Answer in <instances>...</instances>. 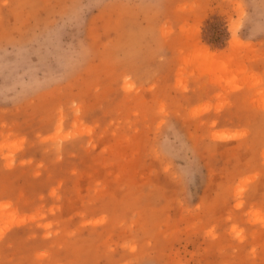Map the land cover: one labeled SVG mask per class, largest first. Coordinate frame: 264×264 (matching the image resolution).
I'll return each mask as SVG.
<instances>
[{
	"label": "rangeland",
	"instance_id": "obj_1",
	"mask_svg": "<svg viewBox=\"0 0 264 264\" xmlns=\"http://www.w3.org/2000/svg\"><path fill=\"white\" fill-rule=\"evenodd\" d=\"M0 264H264V0H0Z\"/></svg>",
	"mask_w": 264,
	"mask_h": 264
},
{
	"label": "bare ground",
	"instance_id": "obj_2",
	"mask_svg": "<svg viewBox=\"0 0 264 264\" xmlns=\"http://www.w3.org/2000/svg\"><path fill=\"white\" fill-rule=\"evenodd\" d=\"M22 222H23V221H22ZM22 222H21V223H22Z\"/></svg>",
	"mask_w": 264,
	"mask_h": 264
}]
</instances>
